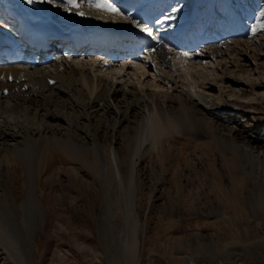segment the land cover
Masks as SVG:
<instances>
[{
	"label": "rangeland",
	"instance_id": "rangeland-1",
	"mask_svg": "<svg viewBox=\"0 0 264 264\" xmlns=\"http://www.w3.org/2000/svg\"><path fill=\"white\" fill-rule=\"evenodd\" d=\"M177 1L172 12L178 11L184 17L192 8L191 0ZM60 8L58 11H66L64 6ZM74 11L84 15L93 11L94 17L110 24L127 20L110 17L92 6ZM257 35L264 40L262 33ZM83 49L71 54L80 57ZM65 51L59 50L63 54ZM246 53L254 56L250 66L234 68L229 61V76L208 74L206 94L213 100L220 96L234 107L206 109L208 125L215 130L213 135L204 133L199 137L198 131L187 129L163 138L159 153L150 147L137 162L134 184L130 182V157L131 150H135V134L125 132L126 128L117 132L113 116L107 121L101 116L92 127L105 164L98 172L79 160L73 148L61 145H57L46 172L39 160L47 153L38 152V148L35 157L29 154V163L35 164L37 171L28 168L18 153L21 167L5 158L0 164V196L7 193L13 210L0 204V217L11 235L12 231H21L26 241L23 248L32 249L36 264H132L126 249L133 240V212L141 223L134 264H190L184 262L186 256L201 264H264V174L259 160L254 162L259 150H264V50L249 44L233 57L238 60ZM105 54L113 55L111 50ZM146 74L140 84L136 82L138 86L157 90L154 86L160 85V79L151 71ZM100 75L119 80L107 71ZM230 76L232 82H228ZM215 77L218 81H212L210 88V79ZM119 83L126 84L121 80ZM173 101L169 102L172 115H181L187 121L190 115ZM82 123L77 130L79 138L90 136V125ZM113 147L121 157L124 185L112 179L105 151L110 153ZM9 157L14 159L13 155ZM39 168L42 175L38 174ZM34 193L42 213L33 211L34 219L27 213L34 231L31 244L22 223L25 212L18 205L33 198ZM253 209L258 217L253 216ZM203 247L205 255L201 253ZM10 251L0 242V264H23L20 255L24 250L17 247Z\"/></svg>",
	"mask_w": 264,
	"mask_h": 264
},
{
	"label": "bare ground",
	"instance_id": "bare-ground-1",
	"mask_svg": "<svg viewBox=\"0 0 264 264\" xmlns=\"http://www.w3.org/2000/svg\"><path fill=\"white\" fill-rule=\"evenodd\" d=\"M46 2L61 3L66 11L62 13L56 7L52 9ZM110 2L119 9L118 13L97 7L98 0H77L79 7H72L66 0H34L31 4L27 0H0V19L3 22L5 18H22L27 28H36L40 33L48 31L58 41L61 40V33L66 31L83 35L89 25L111 29L131 25L135 27L138 39L134 43L129 41L128 47H135L143 53L138 55L135 49L129 52L120 47L113 49L111 45L102 47V50L87 45L85 52L75 57L71 53H79L81 42L73 41L74 49L65 51V54L52 48L41 49L38 53L27 48L14 52L9 49V52L0 54V164H4L6 158V161L12 160L21 167L16 157L18 153L28 168L37 171L35 164L32 168L29 163V154H35V148H38V152L47 153H44L45 159L39 160L46 172L57 145H61L73 148L79 160L98 172L104 164L103 150L92 135L95 132L92 127L101 116L106 121L113 116L117 132L120 130L122 133L126 128L125 132L135 134V150H131L130 157V182L134 184L137 162L144 158L150 147L159 153V146H164L163 138L187 129L198 131L199 137L204 133L213 135L215 130L208 125L206 109L234 108L224 103L220 96L217 100L211 99L204 90L206 80L208 74L216 72L218 78L232 74L227 66L229 61L234 68L253 64L254 56L248 55L247 51L243 57L239 55L238 60L234 59V53L238 55L241 48L250 44L255 49L264 50V40L257 35L262 33L264 38V28L260 27L264 24V16L260 15L264 12V0H191L192 8L184 13V17L178 11L172 12L176 9L177 0ZM82 6H92L105 11L110 17L122 16L127 20L110 24L94 17L93 11H89L90 15L74 11ZM81 23L88 26L83 28L79 25ZM145 28L151 31V35L144 31ZM13 46L16 47V43ZM108 50H111L112 56H106ZM198 69L202 75L197 74ZM101 71H107L127 85L102 77ZM150 71L161 82L160 85L155 84V91L138 86L146 72ZM216 77L210 79V88L213 87L212 81H218ZM228 82H232L231 76ZM173 100L190 115L187 121L181 115H172L169 102ZM82 116L84 121H81ZM82 122L90 125V136L79 138L77 130ZM9 154L14 159H8ZM105 154L112 179L124 185L119 152L113 147L110 153L105 151ZM256 160H259L264 174V150H259L254 162ZM40 168L38 174L44 173ZM250 174H254L253 170ZM30 201L33 209H30ZM0 204L13 210V203L5 191L0 196ZM40 205L36 193L33 198L29 197L18 205L25 212L22 223L30 241L34 238V231L26 216L28 213L30 219H34L33 211L42 213ZM133 213V240L126 249L132 264L138 256L141 224L139 216ZM258 215L253 209V216ZM227 220L231 222L229 218ZM0 242L9 252L11 248L17 250V247L24 250L26 254L21 252L20 255L23 264H36L32 249L25 251L23 248L26 241L21 231L17 229L15 234L12 231L11 235L1 217ZM201 253L205 255L204 247ZM226 255L231 259L230 253ZM183 260L185 263L201 264L188 256Z\"/></svg>",
	"mask_w": 264,
	"mask_h": 264
},
{
	"label": "snow or ice",
	"instance_id": "snow-or-ice-1",
	"mask_svg": "<svg viewBox=\"0 0 264 264\" xmlns=\"http://www.w3.org/2000/svg\"><path fill=\"white\" fill-rule=\"evenodd\" d=\"M27 2L31 4L34 2V0H27ZM66 2L72 7H79L77 0H66ZM96 6L106 11L113 12V13L119 12V9L113 3H111L110 0H98V3ZM80 14L83 15V13H80ZM260 15L264 16V12H262ZM260 27L264 28V24H261ZM144 31L148 32L149 35H151V31L148 28H145ZM253 32H255V29H253Z\"/></svg>",
	"mask_w": 264,
	"mask_h": 264
}]
</instances>
